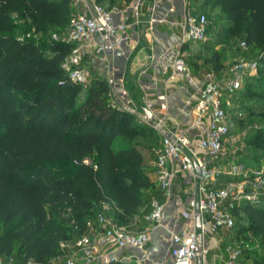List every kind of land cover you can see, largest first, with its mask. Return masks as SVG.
I'll return each mask as SVG.
<instances>
[{
  "label": "trees",
  "instance_id": "16d2710c",
  "mask_svg": "<svg viewBox=\"0 0 264 264\" xmlns=\"http://www.w3.org/2000/svg\"><path fill=\"white\" fill-rule=\"evenodd\" d=\"M130 1L96 0L106 8ZM208 8H218L217 42L209 40ZM73 10L72 0H0V255L19 264H52L61 243L88 232V220L104 203L118 223L145 226L153 199L166 202L148 173L154 165L145 160L147 144L137 138L157 139L150 125L112 105L105 77L82 83L63 67L74 43L55 40L53 33L68 28ZM200 11L209 16V38L184 49L221 72L230 65L228 50L245 40L243 57L257 59L259 69L238 92L244 109L264 119V0H202ZM22 28H33L34 37L21 38ZM232 110L234 132L247 118ZM253 131L248 143L255 167H262L264 126ZM234 212L235 225L226 230L248 231L264 245V204L243 202ZM252 259L264 264V258Z\"/></svg>",
  "mask_w": 264,
  "mask_h": 264
},
{
  "label": "built area",
  "instance_id": "2783aa9c",
  "mask_svg": "<svg viewBox=\"0 0 264 264\" xmlns=\"http://www.w3.org/2000/svg\"><path fill=\"white\" fill-rule=\"evenodd\" d=\"M73 1L85 3L86 9L77 11L68 28L62 33L54 32L53 39L74 43L63 61V67L74 81L89 83L92 78L91 69L83 64L89 48L104 61L109 59L108 44L112 52H124L128 16L136 24L145 23L150 29L157 22H169L181 29L180 42L153 58L167 83L177 80L179 74L188 69L186 58L189 53L183 46L188 42H205L209 38L208 14L204 11L195 13L189 7V0H186L180 16L174 15V4L170 5L166 15H157L156 7L163 0H156L148 7L147 18H144V0H131L122 10L119 6L106 8L95 0ZM115 11H121L125 16L118 24L114 18ZM241 45L244 48L248 46L245 40ZM258 69V60L246 57L235 60L221 72L208 68L203 80L195 82L194 90L186 99L183 108V113L187 114L185 120L173 119L170 122L166 115H153L152 119L145 114L141 117L162 137L160 144L153 148L158 188L164 192L166 200H170L176 179L181 178L188 196L179 210L183 223L178 230L172 231L169 264H200V259L205 264L212 246L221 248L215 236L221 229L235 225L234 208L243 202L264 204V166L250 169L236 158L238 148H232L231 144L238 140V136L231 132L229 115L232 106L230 96L243 87L248 76L256 75ZM111 82L112 105L120 109L135 108L134 99L117 89L123 86L122 79L113 77ZM152 206L146 218L153 224H161L164 204L154 198ZM88 228V232L74 237V248L63 258L61 255L55 260L53 258L52 264H98L104 253L109 255V264H116L131 259L132 255L125 249L145 251L150 237L148 231L129 229L105 212L89 219ZM61 246H68V242L63 241ZM224 246L222 252L221 249L215 252L219 260L217 264H241V249L233 244ZM0 264L19 263L12 257L0 255Z\"/></svg>",
  "mask_w": 264,
  "mask_h": 264
},
{
  "label": "crops",
  "instance_id": "0c3cea01",
  "mask_svg": "<svg viewBox=\"0 0 264 264\" xmlns=\"http://www.w3.org/2000/svg\"><path fill=\"white\" fill-rule=\"evenodd\" d=\"M144 1V18H147L149 16L148 7H151L156 0ZM72 3L77 11L86 9L85 3L77 4L73 0ZM172 4L176 6L174 15L180 16L186 5V0H163L156 7L155 13L160 16L166 15L168 8ZM125 6L121 7V10ZM114 18L118 24L125 19V16L123 12L115 11ZM126 21L128 23V38L124 44V52L113 51L108 54V61H104L94 50L89 48L83 62L84 66L91 69L92 76L98 74L105 77L111 86L113 77L121 78L123 86L117 87L118 91H125L128 94V90H130L141 94L142 98L147 100L153 115H166L170 122H173V119L185 120L187 114L183 113V108L185 107L186 99L190 92L194 90L195 82L203 80L204 73L207 70L206 65L200 59L193 61V55L186 49L189 53L186 58L188 69L181 72L177 80L167 83L164 76L159 72L153 58L167 47L180 42L181 29L169 22H157L153 29H150L145 23L136 24L134 19L129 16ZM100 37L97 36V39H101ZM196 63L198 64L196 65ZM161 139L162 137L157 135L156 145L160 144ZM187 197L182 179L177 178L173 188V197L164 203L161 224L148 223L145 226H141L136 224V221H131V223L136 224L140 228L136 229L137 231L146 230L149 232L150 237L146 250L125 249L124 251L127 254L132 255L131 259L116 264H169L171 260L172 231L178 230L183 223L179 217V210L186 202ZM218 234L215 237L220 242V251L222 252L225 237L223 233ZM220 251L218 250L217 252ZM215 255L216 253L210 258L207 257L205 264H217L219 260ZM108 259L109 255L104 253L98 264H109Z\"/></svg>",
  "mask_w": 264,
  "mask_h": 264
},
{
  "label": "rangeland",
  "instance_id": "374dc122",
  "mask_svg": "<svg viewBox=\"0 0 264 264\" xmlns=\"http://www.w3.org/2000/svg\"><path fill=\"white\" fill-rule=\"evenodd\" d=\"M114 5H118V2H116ZM189 5H190L189 6L190 9H193L195 13H198L200 11V8L202 7V0H189ZM76 12H77V10L74 9L73 13L75 14ZM207 12L210 15V24L213 26L212 31H211V38L212 39H209V40H211L213 42H217V37H215V36L218 35V30H219L220 24H221L217 18L218 8H208ZM34 32L35 31L33 28L32 29L22 28L21 30H19V35H21L22 37L32 38V37H34V35H33ZM241 41L237 40L236 43H234V46H232L231 49L228 50V52L226 54V58H225V60H226L225 62L228 65L231 64L232 62H234L235 60L243 57V55H244L243 51L245 48L242 47ZM230 44H232V42ZM188 51L190 54H193L191 47L188 48ZM197 56H198V54H197ZM197 56L193 57V61L194 60L196 61V59L197 60L200 59L201 62H204V56H201V57L200 56L197 57ZM125 84H126V82H125ZM258 85L262 86V83L260 82V83H258ZM243 86L245 87V85H243ZM126 91H127V89H126ZM128 91H129L128 94L134 99V105L133 106L135 107V109H137L139 117H142L145 114V111H144L145 108H148L151 110V108L148 106L147 100L143 99L141 94H139L138 92L134 93L130 90H128ZM242 91H239V92L233 94L232 96H230V100H231V103L233 106L232 112H234V113L238 112V111L243 112L245 117L247 118V123L244 126H238L237 129L234 131V134H236L238 136V140L235 141L234 143H232L231 147L232 148H236V147L238 148V151L236 153V158L241 163H243L244 165H246L250 169H254L255 166L258 164V158L256 157L255 149H253V145L248 143V140H249V137L254 132L253 128H258L260 126H264V119L259 117V116H256V115L249 114L244 109V106H242V102H241V101L245 100V99H243V95L241 94ZM152 130H153L155 135H158L157 130H155V129H152ZM137 138H141L142 141H144L145 144H147V147H143L145 160H146V162L153 164V159H154L153 158V148L156 146V139H150L147 137L142 138L139 136ZM148 173L153 180L156 179V174L154 172V169ZM100 211L105 212L106 214H108V216H111L113 213V208L110 205L105 206L103 204L101 209L97 213H101ZM125 225L129 229H133V230L140 229V228H138V226L136 224L131 223V222L125 223ZM221 233H223V234L225 233L226 239L229 238L230 242L234 246L241 249L240 260L242 261V264H255L253 259H252V256H257L258 258H264V245L261 243L260 237L254 235L248 231H244L241 234H239V233H237V229H233V230L221 229L219 234H221ZM79 235L80 234L77 231L75 237H77ZM67 242H68V246H66V247L61 246V248L59 249L57 254L53 257L54 260L56 259V257H58L60 255H61V258H63V255L68 254L70 252V250L74 248V247H72L74 244V237L67 240ZM224 247L225 246H223L222 248L224 249ZM218 250H220V249L212 247L211 252L208 255V258L212 257L213 254ZM30 264H36V263L32 262Z\"/></svg>",
  "mask_w": 264,
  "mask_h": 264
},
{
  "label": "water",
  "instance_id": "95a60500",
  "mask_svg": "<svg viewBox=\"0 0 264 264\" xmlns=\"http://www.w3.org/2000/svg\"><path fill=\"white\" fill-rule=\"evenodd\" d=\"M107 49H108V54H111L112 53V49H111V46L109 44L107 45ZM125 109L129 110V111H132L134 113H138L137 109H135V108L125 107ZM144 111H145V117H147L148 119H152L153 118V112L150 109L145 108ZM198 226H200V215L198 216ZM200 247H201V238H200ZM200 264H201V259H200Z\"/></svg>",
  "mask_w": 264,
  "mask_h": 264
}]
</instances>
